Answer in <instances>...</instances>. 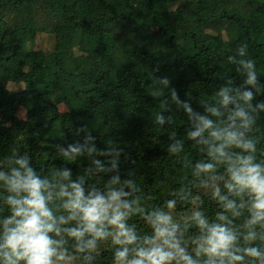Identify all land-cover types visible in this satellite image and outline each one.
Instances as JSON below:
<instances>
[{
	"label": "trees",
	"instance_id": "16d2710c",
	"mask_svg": "<svg viewBox=\"0 0 264 264\" xmlns=\"http://www.w3.org/2000/svg\"><path fill=\"white\" fill-rule=\"evenodd\" d=\"M201 118L213 127L193 139ZM224 129L254 146L226 149L233 160L251 155L264 167V0H0V173L23 174L17 161L26 160L48 182L47 206L61 228L49 234L63 256L55 264H121L125 247L130 264L155 240L157 213L171 217L179 246L204 264L197 212L209 224L227 223L217 220L225 215L237 235L234 254L244 256L238 264H261L244 253L255 247L264 256V226H248L252 197L229 194L228 163L210 155L219 144L210 132ZM209 163L212 171L198 168ZM73 184L86 198L122 192L136 242L115 243L109 227L94 249L80 251L64 231L77 221L59 224L68 215L61 186L70 192ZM216 187L239 215L225 210ZM10 195L0 179V243ZM249 232L254 239H245Z\"/></svg>",
	"mask_w": 264,
	"mask_h": 264
},
{
	"label": "clouds",
	"instance_id": "9594fccd",
	"mask_svg": "<svg viewBox=\"0 0 264 264\" xmlns=\"http://www.w3.org/2000/svg\"><path fill=\"white\" fill-rule=\"evenodd\" d=\"M245 97L250 99L251 93H246ZM224 102L225 104L228 102L227 96L224 97ZM236 116L244 120L247 126V117L243 111H238ZM201 124L202 126L191 134L193 139L213 127L212 121L207 118H201ZM210 136L213 142L219 141L216 147L210 149V155L218 162L228 163L227 171L230 179L225 184L228 193L239 196L248 192L252 197L251 219L248 221V226L256 224L264 226L262 223L264 222V167L253 164L251 155H236L233 160L232 156L225 151L236 147L243 152H250L254 150L252 142L246 141L243 133L228 129L213 130ZM17 163L24 169L23 174L18 169H13L11 177H4L0 173V179L6 181L9 192L14 193L7 197L12 215L5 220V234L3 242L0 243V253L3 254L6 264H18L21 260L25 264H55L53 257L63 259V256H57V242L49 234L60 235L61 228L57 218L47 206L52 199L50 193L46 194L48 182L41 181L33 170L27 167L26 160H18ZM198 168L200 171L208 172L214 169V165L203 164L198 165ZM64 175L67 177L68 173L65 172ZM71 189L72 191L69 192L61 186L59 195L67 197L63 208L68 215L67 218L61 216L59 224L77 221L76 228L64 229V231L81 242L78 245L80 251L85 248L94 249L97 240L105 239L110 234L107 230L109 227L117 231L115 243L136 242V236L125 225L127 213L121 208L127 209L129 205L121 203L120 198L124 195L122 192L112 191L107 199L98 193H90L86 198L78 184L71 185ZM214 196L224 204L226 211H231L233 216L239 215L235 211V203L228 200L227 196H222L218 187L214 188ZM168 207H173V202L170 201ZM194 218L202 232L198 243V254L203 252L208 257L204 264H238L243 261L244 256L234 254L237 235L227 226L230 222L225 215H218L217 220L227 223L209 224L207 218H203L198 212L195 213ZM153 225L156 233L155 240H147L149 247H141L136 252L137 258L130 264H171L173 260H176L177 264L181 262L196 264L186 250L179 246V241L175 237L176 226L172 224L169 215L157 213L153 219ZM86 234L91 238L84 243ZM254 238V232H249L245 237L246 240ZM157 240L159 243L156 242ZM128 251L125 247L123 251L117 253L121 264H124ZM244 253L253 258H261V264H264V256L257 248L248 247L244 249Z\"/></svg>",
	"mask_w": 264,
	"mask_h": 264
},
{
	"label": "rangeland",
	"instance_id": "374dc122",
	"mask_svg": "<svg viewBox=\"0 0 264 264\" xmlns=\"http://www.w3.org/2000/svg\"><path fill=\"white\" fill-rule=\"evenodd\" d=\"M30 46H31V48H35V47H36V41L33 42L32 45L30 44ZM23 53H24V52L22 51V52L19 54V57H21ZM259 233L261 234L262 237H264V229L259 230Z\"/></svg>",
	"mask_w": 264,
	"mask_h": 264
}]
</instances>
